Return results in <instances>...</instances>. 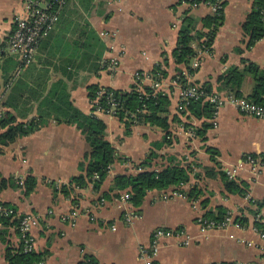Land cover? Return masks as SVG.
Instances as JSON below:
<instances>
[{"label": "crops", "instance_id": "obj_1", "mask_svg": "<svg viewBox=\"0 0 264 264\" xmlns=\"http://www.w3.org/2000/svg\"><path fill=\"white\" fill-rule=\"evenodd\" d=\"M32 1L43 7L49 0H0V100L3 101L7 96L3 94L6 79L19 74L18 71L4 76L1 71V63L10 55L8 38L15 27L14 18L26 17ZM212 1L93 0L87 13L76 8L104 45L102 69L97 74L89 71L88 64L82 68L68 65L71 52L61 55L51 47L54 41L73 38L69 30L82 23L76 17L75 21L70 19L68 29L67 22L57 24L51 38L38 49L40 61L35 60V70L23 75L24 82L37 94L32 96L29 90L17 88L12 107L16 109H12V114L17 121L36 119L41 99L54 83L62 81L70 102L84 114H90L93 107L88 98L89 86L125 92L132 89L142 92L143 87H148L153 93L168 97L170 123L167 136L160 127L136 121L127 134L118 118L97 114L106 126V137L116 150L117 159L98 188L88 184L74 188L67 196L61 187H68L72 178L84 174L81 166L89 151L85 136L74 125L46 119L34 132L18 137L8 146L0 145V180L14 183L0 191V202L14 206L17 216L37 218L31 236L34 253L41 255L44 264H145L148 261L264 264V240L255 226L256 222L264 223V165L260 163L254 169L245 161L247 156L264 155V120L244 115L226 104L218 111L216 125L212 124L202 139L195 129L203 120L179 110L183 81L209 85L217 91L219 78L229 68L243 69L247 62L264 68V37L244 50L242 24L254 0H224L222 24L212 40L211 51L204 50L203 45L199 48L198 44L205 39L196 38L192 44L196 56L186 65L176 63L174 52L182 27L187 25V19H192L196 23L192 34L206 32L203 20L212 15ZM239 49L244 51L239 53ZM156 68L161 75L154 78L152 71ZM136 72L149 78L136 81ZM252 86V79L247 76L241 88L243 97L250 96ZM2 109L6 110L0 107V112ZM165 136L168 142L163 141ZM151 152L158 155L151 163L155 170L168 165V158L181 165L190 164L193 169L190 181L181 188L150 191L142 204L134 207L123 199L125 191L114 188L113 180L119 175L136 174V165ZM206 168L235 170L233 180L246 184V195L227 194L219 176L206 175ZM29 176L36 183L26 193L24 182ZM194 185L202 190L198 199H189L181 193L180 189L188 191ZM203 200L207 203L203 204ZM219 207L227 209L234 222L238 215L248 222L240 227L203 230L200 219L204 213H216ZM127 215L131 220H126ZM158 229L172 235L159 238L154 251V233ZM0 231H4L3 240L0 239V264H9L6 250L18 249L20 236L11 227L0 226Z\"/></svg>", "mask_w": 264, "mask_h": 264}, {"label": "trees", "instance_id": "obj_2", "mask_svg": "<svg viewBox=\"0 0 264 264\" xmlns=\"http://www.w3.org/2000/svg\"><path fill=\"white\" fill-rule=\"evenodd\" d=\"M92 2L93 0H67L65 6L60 11L56 25H65L67 22L70 24V26L66 27V29H68L71 27L72 23L70 19L75 21V17L77 22L82 23H76L71 30H69V34L73 38L65 42H63V40L54 41L51 47L54 48L53 52L59 50L61 55L71 52V57L67 61L68 65H76V68H82L85 64H88L89 71L97 74L102 69L101 59L104 45L89 24L83 20L82 15L79 14L78 11H75L76 8H81L83 12L87 13L91 8ZM68 9L70 10L68 11ZM222 20L223 11L209 15L203 20V27L207 31L201 33L195 31V33L192 34L195 30L196 23L193 22L192 19H187V25L183 26L181 29L178 46L174 52L176 63L186 65L196 56V50L192 46L196 38L205 39L204 42L198 44L199 48L203 45L202 47L204 49L211 51L210 45L216 31L222 24ZM242 31L246 39L244 50L249 49L264 37V0L253 1L251 10L242 24ZM50 34L39 41L37 52L38 49L41 50L43 44L51 38ZM244 50L239 49L238 52L242 53ZM37 52L33 62L27 66L11 55H8L1 63V71L4 76L18 71L19 74L16 77L10 76L6 79L4 84L5 88L3 94L5 95L7 93V96H5L6 99L4 101L0 100V107L6 108V110L2 109L0 112V145L8 146L15 142L18 137H23L34 132L46 119H52L57 123L74 125L85 136L89 145V151L85 156L84 164L81 166V170L84 174L72 178L68 187H61L62 193L66 196L70 195L74 188H84L88 184H93L95 188H98V185L104 181L110 171V167L117 159L116 150L107 140L105 124L94 113L96 107H101L105 110L108 109V102L111 98L115 99V102H117L118 109L116 110L115 116L123 122L127 134H129L133 123L136 121L140 124L160 127L166 132V136L169 135L168 97L161 93H153L148 87H143L142 92L135 89H132L130 92H125L112 90L110 88L102 89L96 85L89 86L88 98L92 102L93 107L90 114H84L70 102L66 85L62 81H57L51 86L46 96L43 97L38 104V117L28 122L17 121V118L12 114V109H14L12 108L14 107L13 100H15L14 93L17 88L22 87L29 90L32 96L37 94L33 87L27 82H24L23 79V75H27L35 70V60L38 62L40 61ZM74 56L75 60H72ZM178 73L181 75L180 71H178ZM152 75L154 78L157 75H161L160 69L156 68L152 71ZM247 76L251 77L253 84L251 94L247 99L256 104L264 105V68L261 69L250 62H247L243 69H239L238 67L229 68L219 78L218 81L220 86L217 91L233 94L236 97H243L241 88ZM179 80H182V77H180ZM183 85H185L184 81L182 86ZM202 88L208 94L213 91L209 85H202ZM9 91L10 93H8ZM14 110L16 111V109ZM185 112L192 114V116H195L199 120H203L200 127L195 129V134L199 138L204 139L207 130L212 126L210 122L213 113L212 105L206 101L193 102L187 106ZM166 136L164 137V142H168ZM157 157L158 155L156 153H149L144 161L136 165V169L138 170L136 174L119 175L113 180L114 188L129 194V202L134 207L140 206L146 194L150 191H163L170 187L181 188L190 181L193 170L190 164L181 165L175 163L173 158H168V165L155 170V168L151 167V163L153 159ZM252 157L256 159L259 157L260 163L264 165V155H252ZM205 170L208 176L213 178L219 176L223 182L224 191L227 194L246 195L247 186L245 183H238L235 180L229 179L224 171L214 168H206ZM95 176H97V179ZM35 183L36 180L34 177H27L24 182L25 192H31L35 187ZM12 186H14V183L11 180H0V191ZM180 190L181 193L186 195L189 199H198L202 194V190L198 185H194L188 191ZM202 203L206 204L207 201L203 200ZM258 206L261 205L258 204ZM0 207L4 209L7 214L10 211L8 215L0 213V226L4 228H14L19 234L18 228L20 219L23 215L19 214V216H17L16 208L10 204L0 202ZM250 212L256 213V211L251 210ZM228 215L230 214L227 209L219 207L216 213L207 211L204 213L203 217L206 220L219 224L223 222ZM234 220L242 225L248 222L247 218L243 217V215L235 216ZM255 226L264 233V223L256 222ZM3 234L4 231H0V239H2ZM20 243L18 249L14 250L12 248H7L5 259L9 264H37L42 261L41 255L34 253V251L28 253L24 252L23 243ZM92 264H94V262H92Z\"/></svg>", "mask_w": 264, "mask_h": 264}, {"label": "built area", "instance_id": "obj_3", "mask_svg": "<svg viewBox=\"0 0 264 264\" xmlns=\"http://www.w3.org/2000/svg\"><path fill=\"white\" fill-rule=\"evenodd\" d=\"M67 0H49L47 3L41 7L36 1H32L28 15L26 17H15L14 18V29L8 38L7 50L11 56L16 57L24 65H29L33 62L34 56L37 52L38 43L41 39L47 37L51 31L55 28L58 22L60 11L65 6ZM224 0H213L210 2L211 14H217L223 11ZM205 50V49H204ZM115 66V65H114ZM115 70V67H111ZM136 81H142L148 79L149 76L145 73L136 72L134 74ZM206 101L213 107L212 119L210 122L216 125V116L218 111L226 104L232 105L240 113L253 117L255 119L264 120V105L256 104L245 97H236L233 94H228L224 92L212 91L211 93H206L202 86L197 84L186 83L181 86L179 92V110L186 111L187 106L193 102ZM108 109H102L101 107H96L94 111L95 115L104 114L109 116H115L117 107V102L115 99L111 98L108 102ZM116 117V116H115ZM245 161L254 169L260 164V161L252 156L245 157ZM229 179L233 180L235 170L233 172H225ZM97 179V176H95ZM22 183V182H21ZM125 201H129V194L123 196ZM0 213L8 215L4 209L0 207ZM73 216L76 213H72ZM126 220H131L130 215L126 216ZM203 230L212 228H225L229 225H235L240 227V224L234 222L231 215H228L225 220L219 224L213 221L206 220L204 217L200 219ZM37 225V218L32 215H24L20 219V225L18 228L20 241L23 243V251L33 252L34 251V239L31 236V230ZM170 231H165L158 229L154 233L153 239V249L157 250V240L161 237L171 236ZM261 239L264 240V233L260 232ZM145 253V251H142ZM37 264H44L43 261ZM145 264H156L151 261Z\"/></svg>", "mask_w": 264, "mask_h": 264}]
</instances>
